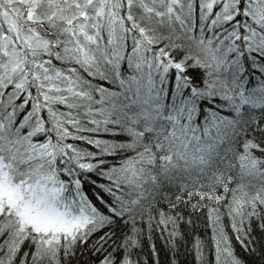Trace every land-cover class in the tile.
I'll return each mask as SVG.
<instances>
[{
    "label": "snow or ice",
    "instance_id": "obj_1",
    "mask_svg": "<svg viewBox=\"0 0 264 264\" xmlns=\"http://www.w3.org/2000/svg\"><path fill=\"white\" fill-rule=\"evenodd\" d=\"M0 264H264V0H0Z\"/></svg>",
    "mask_w": 264,
    "mask_h": 264
}]
</instances>
